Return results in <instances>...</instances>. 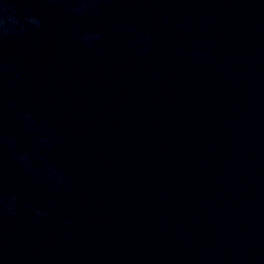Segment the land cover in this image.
Wrapping results in <instances>:
<instances>
[{
  "label": "water",
  "instance_id": "1",
  "mask_svg": "<svg viewBox=\"0 0 264 264\" xmlns=\"http://www.w3.org/2000/svg\"><path fill=\"white\" fill-rule=\"evenodd\" d=\"M0 264H264V0H0Z\"/></svg>",
  "mask_w": 264,
  "mask_h": 264
}]
</instances>
